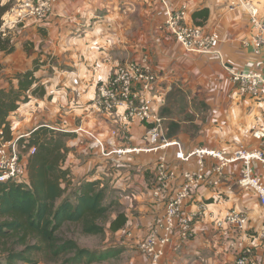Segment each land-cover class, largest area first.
<instances>
[{
    "label": "crops",
    "instance_id": "crops-1",
    "mask_svg": "<svg viewBox=\"0 0 264 264\" xmlns=\"http://www.w3.org/2000/svg\"><path fill=\"white\" fill-rule=\"evenodd\" d=\"M230 1L55 0L49 13L37 19L23 15L25 0H16L14 6L9 0H0L5 8L0 32L13 47L10 52L0 51V89L16 88L18 75L29 70L43 89L40 95L27 92L28 100L8 117L13 137L40 125L73 133L68 140L73 149L65 166L76 181L99 179L118 211L127 217L123 228L110 231L113 239L121 240L120 245L108 243L104 248L107 256L89 264L109 263L117 253L130 252L133 255L126 264H149L137 243L164 211V201L151 193L156 161L164 155L175 171L170 189L182 182V172L196 167L194 159H175L173 147L123 159L103 157L96 148L88 149L92 136L104 141L110 138L111 129L119 128L117 113H93L89 108L98 85L118 65L143 54L148 57L158 89H167L160 110L167 119L164 134L179 140L184 151L210 146L232 152L258 146L252 132L264 123V95L250 98L239 93L230 73L262 71L264 52L247 44L253 33L249 15L242 7H230ZM248 1L264 17V0ZM181 5L187 9V24L217 35L213 51H186L165 26L168 13ZM15 17L20 22L8 27L9 19ZM144 130L142 124L133 122L127 145L143 144ZM116 143L122 145L123 141L118 137ZM214 163L206 158L208 181L192 189L191 204L185 208L188 211L194 202L203 201L208 207L206 216L194 221L195 234L190 240L173 235L162 264H232L231 241L239 235L231 228L225 232L214 226L228 209L244 212L250 228L264 223V206L255 192L237 183L242 162L230 163L213 186L209 181L217 179L210 170ZM252 167L254 174L264 177L263 165L253 162ZM253 254L261 260V248H255Z\"/></svg>",
    "mask_w": 264,
    "mask_h": 264
},
{
    "label": "built area",
    "instance_id": "built-area-1",
    "mask_svg": "<svg viewBox=\"0 0 264 264\" xmlns=\"http://www.w3.org/2000/svg\"><path fill=\"white\" fill-rule=\"evenodd\" d=\"M54 1L25 0L22 13L42 19L49 13ZM229 6H239L247 12L253 29L247 44H252L264 52V17L258 16L255 5L248 0H231ZM186 11L185 5L170 11L165 26L186 51H213L212 46L217 40V35L206 34L199 26L187 24ZM20 18L9 19L8 27L16 26ZM230 74L231 82L239 93L250 98L264 95V63L262 71ZM166 94L167 89H158L157 76L148 57L143 54L137 60L122 63L114 68L112 74L98 85L96 96L89 105L93 113L118 115V130L111 129L110 138L104 141L92 136L88 145V149L96 148L103 157L123 159L130 154L152 153L173 147L175 159L184 162L191 159L195 161V169L182 172V182L173 189H170V184L176 178L175 171L164 155L156 161L151 193L153 197L164 201V211L148 235L137 243V249L149 257V264H162L165 249L174 234L182 241L193 238L194 221L206 216L208 207L203 201L194 202L193 208L188 211L185 208L191 204L192 189L208 181L205 166L207 157L215 161L210 170L216 174L217 179L209 181L213 186L218 183L222 171L230 163L240 160L243 168L237 183L244 189L254 191L259 204L264 206V177L254 174L252 167L253 162L264 166V123L252 132L253 138L259 142L255 148L239 147L229 152L226 149L198 146L184 151L179 140L167 138L164 134L167 119L160 110ZM133 122H139L145 128L141 145H127L128 130ZM26 136L27 134H21L6 140L0 130V182L25 180L26 159L34 152V147L28 148L24 153L17 139ZM118 137L122 139V145H117ZM214 226L225 232L231 228L239 235L231 241L234 249L232 264H264V223L259 228H250L248 216L238 209L231 208L224 211ZM255 248H261V260L254 256Z\"/></svg>",
    "mask_w": 264,
    "mask_h": 264
},
{
    "label": "trees",
    "instance_id": "trees-1",
    "mask_svg": "<svg viewBox=\"0 0 264 264\" xmlns=\"http://www.w3.org/2000/svg\"><path fill=\"white\" fill-rule=\"evenodd\" d=\"M3 12L0 6V16ZM12 48L0 32V51ZM17 78L16 88L0 89V130L6 140L13 138L8 117L28 100L27 92L43 94L33 70ZM73 137L71 132L40 125L17 139L22 152L30 147L34 152L26 159L24 181L0 182V264H39L36 254L60 264H80L87 254L86 264L100 261L107 256L105 251L92 259L87 248L59 233L74 226L83 234L99 235L106 230L105 220L109 232L125 225L126 215L112 209L117 203L99 179L76 181L65 166L73 149L68 140ZM111 212L116 215L108 218Z\"/></svg>",
    "mask_w": 264,
    "mask_h": 264
},
{
    "label": "rangeland",
    "instance_id": "rangeland-1",
    "mask_svg": "<svg viewBox=\"0 0 264 264\" xmlns=\"http://www.w3.org/2000/svg\"><path fill=\"white\" fill-rule=\"evenodd\" d=\"M15 4H17L16 0H9V5L14 6ZM88 173H89V171H88ZM112 209L118 210V205L114 204ZM112 212L109 214L108 218H111ZM103 225L105 226L106 230L104 231V233L99 234V235L83 234L80 232V230L77 227H74V226L64 227L62 229V232L59 233V235L67 237V238L75 239L80 246L85 247L89 250V253H91L90 255L93 259V258H96L98 256V254H101L104 251H105V253L103 255H107L106 250L104 248L108 243L113 242V243L118 244V246L121 243V240L113 239L112 235L108 231V229H107L108 221L107 220H105L103 222ZM133 250H134V248H132L130 251H133ZM119 254L120 253H117L115 260H113L109 263H107L105 261L104 263H101V264H126L128 257H131L133 255V253H131V252L126 253V254L121 253L120 256H119ZM35 256L40 260L41 264H60V263H58V261L55 263V262H48V261L44 260V258L41 254H36ZM69 257H71L70 254H69ZM103 257H105V256H103ZM88 258H89V255L87 254L84 257V259L82 260L83 262L80 264H86V260Z\"/></svg>",
    "mask_w": 264,
    "mask_h": 264
}]
</instances>
